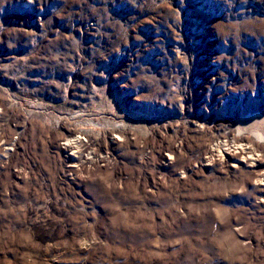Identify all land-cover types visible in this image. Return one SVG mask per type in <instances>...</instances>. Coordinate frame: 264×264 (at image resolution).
I'll return each instance as SVG.
<instances>
[{"label": "rangeland", "instance_id": "rangeland-1", "mask_svg": "<svg viewBox=\"0 0 264 264\" xmlns=\"http://www.w3.org/2000/svg\"><path fill=\"white\" fill-rule=\"evenodd\" d=\"M255 131L264 0H0V264H264Z\"/></svg>", "mask_w": 264, "mask_h": 264}, {"label": "bare ground", "instance_id": "bare-ground-1", "mask_svg": "<svg viewBox=\"0 0 264 264\" xmlns=\"http://www.w3.org/2000/svg\"><path fill=\"white\" fill-rule=\"evenodd\" d=\"M245 118H246V121H250V120L258 119V118L263 119V117L259 116L257 113H251L249 117H245ZM253 136L255 137V140H258V139H259V141H260V139L261 140L262 139L264 140V136L260 132H257V131L253 132ZM253 140H254V138H253ZM241 142L242 141H240V145H241ZM63 145H64L63 150L66 153V158L68 159L69 167L70 168H75L77 166V164L80 163L79 162L80 156L83 154V152H85L88 149L87 144H85L84 142H80V141H75L73 143L67 141ZM247 146H248V144H247ZM245 150H248L249 151L248 152L249 153V156H247V157L242 152V151H245ZM242 151H241V153H238L239 156H237L236 153H233V154L226 153L227 156H225V157H227L226 158L227 160L225 162L227 163V166H229V167H236L239 164V162H243V160H246V162H247L246 164H248V166H255V163L259 162L256 158H254V155L253 156L251 155L252 152L250 151V149H243ZM211 156L212 155H210V157ZM220 159L221 158H216V161H219V162L221 161L220 163H222V159L221 160ZM257 167H258V170L261 171V174L259 175L258 178H261V180H260V182H262L261 185H264L263 184V182H264V163L258 164Z\"/></svg>", "mask_w": 264, "mask_h": 264}]
</instances>
